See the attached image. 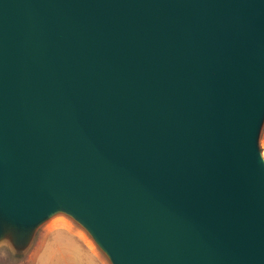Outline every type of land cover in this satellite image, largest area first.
<instances>
[{
  "label": "water",
  "instance_id": "obj_1",
  "mask_svg": "<svg viewBox=\"0 0 264 264\" xmlns=\"http://www.w3.org/2000/svg\"><path fill=\"white\" fill-rule=\"evenodd\" d=\"M263 125L264 0H0V244L264 264Z\"/></svg>",
  "mask_w": 264,
  "mask_h": 264
},
{
  "label": "rangeland",
  "instance_id": "obj_2",
  "mask_svg": "<svg viewBox=\"0 0 264 264\" xmlns=\"http://www.w3.org/2000/svg\"><path fill=\"white\" fill-rule=\"evenodd\" d=\"M260 146L264 155V125L260 137ZM58 219L74 225L77 224L69 216L59 214L39 230L35 237L36 242L26 251L21 247L15 249L11 245L1 243L0 264H107L106 257L102 253L97 254L91 250L62 224L44 234L49 224ZM81 232L84 238L96 247L89 234L82 229Z\"/></svg>",
  "mask_w": 264,
  "mask_h": 264
},
{
  "label": "crops",
  "instance_id": "obj_3",
  "mask_svg": "<svg viewBox=\"0 0 264 264\" xmlns=\"http://www.w3.org/2000/svg\"><path fill=\"white\" fill-rule=\"evenodd\" d=\"M55 217V216H54ZM57 217H60V216H57ZM52 219V218H51ZM50 219V220H51ZM50 220H48L47 222H45L38 230H37V232H36V235L38 234V232H39V230L46 224V223H48ZM60 224H62L64 227H66L70 232H72L73 233V235L74 236H76L79 240H81L87 247H89L91 250H93L94 252H96L97 254H103L104 256H105V254L99 249H97L96 247H94V246H92L85 238H84V236H83V234H82V232H81V229L83 230V231H85L81 226H79L78 224H76V225H74V224H72V223H69V222H67V221H63V220H60V219H58V220H55V221H53L51 224H49V226H48V229H46V231L44 232V234L45 233H47V232H51L55 227H57L58 225H60ZM86 232V231H85ZM87 233V232H86ZM36 235H35V237H36ZM36 241H35V238H34V240H33V243H32V245H31V247L33 246V244L35 243ZM106 257V256H105ZM106 260L108 261H106V263L107 264H110V262H109V260L107 259V257H106Z\"/></svg>",
  "mask_w": 264,
  "mask_h": 264
}]
</instances>
